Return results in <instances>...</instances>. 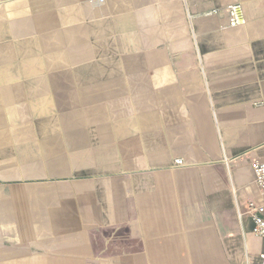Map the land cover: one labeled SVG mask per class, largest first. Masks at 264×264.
Listing matches in <instances>:
<instances>
[{
  "label": "crops",
  "instance_id": "crops-1",
  "mask_svg": "<svg viewBox=\"0 0 264 264\" xmlns=\"http://www.w3.org/2000/svg\"><path fill=\"white\" fill-rule=\"evenodd\" d=\"M255 160L264 0H0V264H264Z\"/></svg>",
  "mask_w": 264,
  "mask_h": 264
},
{
  "label": "built area",
  "instance_id": "built-area-1",
  "mask_svg": "<svg viewBox=\"0 0 264 264\" xmlns=\"http://www.w3.org/2000/svg\"><path fill=\"white\" fill-rule=\"evenodd\" d=\"M229 23L230 25H237L244 22L243 7L236 3L229 6ZM177 164H183V159H176ZM255 181L258 187L264 192V160H255L253 163ZM248 213H250L253 221V234L257 238L264 239V201L262 203H249ZM264 259V253L261 254Z\"/></svg>",
  "mask_w": 264,
  "mask_h": 264
}]
</instances>
